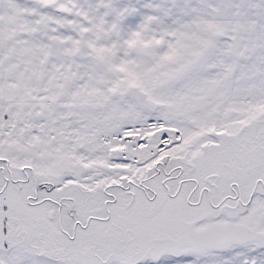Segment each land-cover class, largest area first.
<instances>
[{
  "label": "snow or ice",
  "instance_id": "obj_1",
  "mask_svg": "<svg viewBox=\"0 0 264 264\" xmlns=\"http://www.w3.org/2000/svg\"><path fill=\"white\" fill-rule=\"evenodd\" d=\"M0 264H264V0H0Z\"/></svg>",
  "mask_w": 264,
  "mask_h": 264
}]
</instances>
